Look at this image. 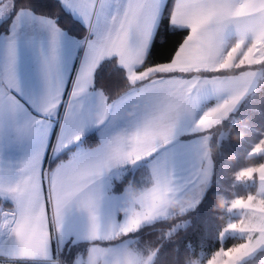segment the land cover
<instances>
[{
  "label": "snow or ice",
  "instance_id": "snow-or-ice-1",
  "mask_svg": "<svg viewBox=\"0 0 264 264\" xmlns=\"http://www.w3.org/2000/svg\"><path fill=\"white\" fill-rule=\"evenodd\" d=\"M76 2L85 15L93 7L89 0ZM155 10L156 0H130L124 15L114 20L113 27L89 46L87 63L73 93L75 97L85 92L92 71L99 61L115 55L119 58V63L129 69V81L133 85L152 78L151 86L144 91L155 101L154 114L130 137L119 138L92 155L77 158L47 177V203L52 206L55 222L61 224L66 207L76 201L89 215L93 240L100 239L97 216L99 197L93 185L103 171L113 164L134 163L151 156L157 144L169 143L179 112L188 107L192 90L201 83H210L217 91L228 90L233 93L230 99L206 112L197 126L209 129L218 124L232 110L254 75L245 71L236 78L203 82L199 79L191 82L171 79L164 82L156 80L153 74H199L202 71L247 69L264 64V0H240L239 3H234L233 0H178L172 23L188 27L189 35L173 54L170 62L148 68L143 73H136L132 71V66L142 63L141 57L149 39ZM2 11L3 8H0V12ZM229 25L236 27L241 40L225 55L222 53V34ZM249 35L252 36V43L244 49V38ZM51 72L50 62V75ZM57 96L58 92H50L48 105L44 109L46 113L58 106ZM4 108L9 111L16 110L13 97H0V109ZM72 139L79 140L80 137L76 135ZM262 151L264 142L255 149L254 154ZM25 168V177L15 186L5 189L0 184V191L11 193L18 206L17 213L2 226L10 227L18 245V254L12 258L33 260L47 256L50 240L49 219L42 189V179L45 176L40 171L39 157L29 161ZM257 173L260 195L237 199L232 208L244 211V219L239 224L228 226L232 231L247 233V242L217 252L209 264H239L258 247L264 246V165L245 169L237 178L252 180ZM203 176L206 178V171ZM172 192L166 171L162 167L157 168L154 186L146 192L132 196L137 207L132 210L126 226L120 230L121 234L127 235L137 230L142 222L163 214L172 205ZM105 239H111V236ZM101 254L105 255L104 251L99 246L94 247L88 264H97V257ZM116 264H147V261L125 254L117 259Z\"/></svg>",
  "mask_w": 264,
  "mask_h": 264
},
{
  "label": "crops",
  "instance_id": "crops-1",
  "mask_svg": "<svg viewBox=\"0 0 264 264\" xmlns=\"http://www.w3.org/2000/svg\"><path fill=\"white\" fill-rule=\"evenodd\" d=\"M122 2L124 3L121 4L119 8L113 6V13L109 14L108 12L104 14L95 35L87 31L88 36L84 39L68 35L65 31L59 29L57 25L51 27L50 24L55 23L54 20L39 17L30 10H22L13 16V19L7 25V30L0 35V67L1 69L3 67L7 71L10 68L16 73V78L11 83L8 82L10 76L7 74V84L5 83V85L9 87V90H6L0 76V84L2 85L0 97H13L16 103L15 111H9L6 108L0 109V134L11 141L15 159L14 164L15 167H17V174L14 175L13 178L14 186L25 177V166L28 162L37 156L39 157L40 171L45 176V178L42 179V189L43 199L46 204V215L49 219L50 240L48 244V253L45 258L33 259L35 262L29 261V263L38 264V260L45 259L53 261L52 264H58L54 261L56 257L54 254L55 241L60 244L62 243L63 247H66L70 241H95L91 239V221L89 215L76 201L71 202L66 207L62 223L58 225L55 222L52 206L47 203V177L50 176V173L54 174L58 168L77 158L92 155L106 148L119 138L130 137L132 134L129 133V129H131L130 131L134 134L143 127L150 112L152 111L154 114L155 101L144 91L151 86V81L141 87H132L125 95L116 101H109L104 93L94 87L93 80L95 70L100 62L107 57L99 61L93 69L86 91L79 96H73L74 91L77 89L78 78L87 63L89 46L113 27L114 20H118L124 15L130 0H123ZM164 5L165 2L163 7L155 13L149 39L142 53V63L132 66V71L134 72L135 69L142 66L147 56ZM0 8H3V11L0 12L1 25L12 17L14 12L13 3L7 0L4 5L0 3ZM70 12L72 13V11ZM47 25L52 28L50 31L52 34L47 32ZM56 32H58L57 35ZM50 62L52 63L51 75L49 74ZM33 67H36V71L34 75H32V78L34 76L36 79L33 80L34 82H32L31 73L29 71V69ZM43 71L45 73H42ZM226 78L235 77H197L201 82ZM261 78H258L257 74L254 79L253 77L252 79L250 78L246 90L240 97L241 103L238 108L245 103L248 97L255 91L257 87L256 83L259 80L261 82ZM171 79H180L188 82L192 81L191 78L183 77L157 78L156 80L167 82ZM197 87V90L194 91L193 89L191 92L192 94H190V101H192V103L189 105H192V107L188 105L187 108L196 110V112L192 110L191 114L193 119L198 120L200 117L199 115L204 109L216 103L215 100L202 102L203 98H200V96L203 97L201 93L204 91L201 89L203 88L206 90V88H210L214 92H216V90L210 83H202V87L201 84ZM51 91L58 92V96L56 97V99H58V106L51 112L46 113L44 109L48 105ZM226 95L230 96L228 91ZM199 101L202 103L199 104ZM105 108H107L106 112ZM193 112H195V114H193ZM234 112L235 111L227 118ZM92 133L98 134L100 137L101 144L98 148H88L84 145V138ZM76 135H79V140L72 139V137ZM179 140L181 139L179 138ZM69 149H73L70 152L69 159L58 163L54 169L47 173L46 164L48 156L52 153L53 157L56 155L59 156ZM144 159L145 157L134 163L124 162L113 164L106 168L94 182L93 187L99 197L97 206L98 224L100 225L99 240H109L105 239V237L108 236H111V239H113L116 236L123 235L120 229L124 226L120 228V225H124V216L121 215L126 214L124 211L127 207L132 205L135 206L132 201V196L138 195L132 193L131 186L122 193L112 194L110 192V179L115 178L114 180L118 181V177H122L125 168L131 167L132 169L137 167L139 162ZM152 175L153 171L150 170L149 176L151 179H153ZM144 187L146 188V186ZM144 191L145 190L141 189L139 194ZM2 197L3 199H9L6 195L5 197L2 195ZM12 201L15 202L12 211L6 209L0 212V248L7 242L8 235L12 233L8 232V230H4L2 225H4L7 220H10L12 215L18 211L16 201L14 199ZM172 203H174V200H172ZM170 208H175V205L169 206L168 209ZM128 213L130 212L126 214L128 216L126 223L130 218ZM173 214H175V212ZM11 245L14 247L17 246L16 243H11ZM94 246L108 247L111 250L114 249L124 252L121 258L125 254L135 256L133 252L139 254L134 248L133 241L130 248L125 245V242L108 246L92 244L89 248ZM14 247L13 249L18 252V248ZM14 260L15 259L9 256H6V258L1 256L0 264H20L14 263Z\"/></svg>",
  "mask_w": 264,
  "mask_h": 264
},
{
  "label": "trees",
  "instance_id": "trees-1",
  "mask_svg": "<svg viewBox=\"0 0 264 264\" xmlns=\"http://www.w3.org/2000/svg\"><path fill=\"white\" fill-rule=\"evenodd\" d=\"M10 1L13 3L14 12L12 17L0 26V35L7 30V25L11 22L13 16L22 10H30L39 17L54 20L58 27L68 35L76 36L79 39L86 37L87 29L73 17L61 0ZM175 4L176 0L166 1L147 56L142 66L135 69V72H143L148 68L170 62L173 54L189 35L190 30L188 28H179L172 24ZM260 66L262 64L258 67ZM247 69H250V67ZM239 73V70L233 69L231 71H202L199 74L155 73L153 75L156 79L190 78L193 76L214 78L231 77ZM151 80L152 78H149L133 85L129 81L128 69L119 63L117 57L111 56L99 64L94 74L93 83L94 87L104 93L109 101H116L132 87H141ZM224 125H226L224 128L226 131L225 136L220 140V135H217L210 142L209 152L214 162L213 183L196 206V209L184 214L175 212L172 216L157 221L155 224L146 226L139 231L116 236L113 239L83 241V243L79 242L75 245H73V241H70L67 249L65 246L62 247L61 258L71 262L76 255L74 250L79 246H83V252H87L92 244L115 245L124 243L130 238L133 241L134 248L140 255L144 256L157 252L153 264H193L202 255L205 258L216 253L222 247L229 250L245 241V238L237 235L226 234L224 239L222 237L229 224L240 218L234 216L232 208L234 201L241 198L246 199L248 196L257 193L255 184H247V182L237 177L241 171L249 167L258 168L264 165V154L256 157L249 156L257 145L264 142L263 83H260L246 102L238 108L230 123L219 124L216 127L220 128L215 130L214 127L212 132L218 134L219 130L223 128L221 126ZM100 144L98 134L92 133L84 138V145L88 148H95ZM72 150L69 149L63 154L53 157L52 160H50L51 156H48L47 166H49V171L54 169L58 163L67 161ZM151 158L142 160L137 167L132 169L131 167L125 168V172L122 177H118V181L111 178L110 192L119 194L131 186L133 193L139 194L141 189L145 188L144 186L149 185L151 178L148 163ZM111 183H114L115 187H112ZM0 208L2 210L13 209L14 204L0 197ZM183 222L188 223L186 227L173 233L170 232L174 229V226ZM64 248L66 249L65 252ZM241 264H264V250Z\"/></svg>",
  "mask_w": 264,
  "mask_h": 264
},
{
  "label": "rangeland",
  "instance_id": "rangeland-1",
  "mask_svg": "<svg viewBox=\"0 0 264 264\" xmlns=\"http://www.w3.org/2000/svg\"><path fill=\"white\" fill-rule=\"evenodd\" d=\"M6 1L7 0H5V1L0 0V3H2V5H4L6 3ZM61 1L63 2V5L65 6V8L72 11L73 17L75 19H77L78 21H80L82 23V25L86 27L87 31L89 33H93V35H95V33L98 31L104 14L108 13V12H109V14L113 13V6H116L117 8H119L120 5L124 3V2H122L123 0H89V2L93 3V7L89 10L88 14L85 15V13L83 11H81V9L77 6L76 0H61ZM166 1L167 0H156L155 13L157 11H159L160 8L163 7L164 2L166 4ZM177 2H178V0H176V4H177ZM233 2L239 3L240 0H233ZM176 4H175V7H176ZM45 19H47V18H45ZM50 25H51V27H54L57 24L51 23ZM173 25L178 26L179 28H188L186 26H181V25H177V24H173ZM57 27H58V25H57ZM46 29H47V32L49 34H52V32H50L52 28L48 27V25H47ZM156 30H157V28H156ZM88 32L86 33V37L88 36ZM57 34H58V32H56V35ZM240 40H241V35L238 32V30L236 29V27L234 25L227 26L225 28L223 34H222V53L226 55L227 52L232 47H234L235 44L238 43ZM251 43H252V36L251 35L244 38V45H243L244 49H246L248 46H250ZM258 66L259 65L251 66L250 69H237L240 71V73L237 74L236 76H231V77L236 78L245 71L252 72V73H254V75L252 76L253 79L256 76V74H257L258 78H261V76H262V78H261L262 81L260 82V80H259L256 83V85L258 87L259 86L258 84H260V83L264 84V64H262V66H260V67H258ZM29 71L31 73V78H32V75H34V73L36 71V67L29 69ZM229 71H231V70H229ZM95 72H96V70H95ZM143 72H139V73H143ZM42 73H45V72L43 71ZM7 74H9V76L12 77V78L9 77V79H8V82L11 83L16 78L15 71L10 69V68L7 71L3 67H2V69L0 67V76H1V79H2V82L4 83V85H5V83L7 84ZM197 77L198 76H193L190 78H191V80H194V79H197ZM252 77H251V79H252ZM33 80H36L34 76L32 78V82H34ZM51 80H54V79H51ZM69 81H70V79H69ZM1 86L2 85L0 84V91H2ZM201 87H202V83H201ZM5 88H6V90H9V87L6 85H5ZM197 88L198 87L194 88V91H196ZM201 90L204 91L203 93H201L203 95V97L200 96V98H203L202 102H208L210 100H215L216 103L213 106L204 109V111H202V113L199 115L200 117L198 120L193 119L192 114H191L192 110H194L196 112L195 109H190V108L182 109L179 112V114H178V116L174 122V131H173L172 137L170 139V142L167 144H157L155 152H153V154L151 156L145 157V159H149L150 157H152L148 163V166H149V169L153 171V175H152L153 179H151L149 185L148 186L146 185V188L143 189V190H145L144 192L150 190L154 186L155 170L157 168H160V167L164 168V170L166 171L168 178L170 180L171 187L173 189L171 199L174 200V203H172L171 206L175 205V208L166 209L163 214L158 215L151 220H147V221L142 222L141 225L139 226V228L135 231H132V232L139 231L140 229H142L146 226L155 224L158 220L159 221L164 220V219L172 216V214L174 212L184 214V213H187L193 209H196V206L198 205V203H200L202 197L204 196L206 191L209 189V187L213 183L212 180H213V176H214V162H213V159H212L210 152H209V145H210V142L213 140V137H217V135L218 136L220 135V140H221L225 136L226 131L224 130V128L226 125L221 126L223 128L219 130L220 132H218V134H215L212 132L213 128L215 127L214 129L216 130L217 128H220V127H216L217 125L224 124V123H226V124L230 123L233 115L238 110V106L241 103V101L239 99L237 101V103L234 105V107L232 108V110L229 113H227V115L222 120H220V122L218 124L212 125L209 129H202V128L198 127L197 125H198L199 120L203 117V115L206 112H208V111L216 108L220 104H222L225 100L230 99V97L233 95V93L231 91H228V90H224V91H217L216 90V92H217L216 93L210 88H206V90H204L202 88ZM227 91L229 92L230 96L226 95ZM202 102L199 101L198 103L201 104ZM191 103H192V101H189V104H191ZM189 107H192V105H189ZM152 108H154V107H152ZM202 110H203V108H202ZM233 111H235V112L229 118H227ZM195 112H193V114H195ZM152 115H153V113L151 111L150 115H148V118H150ZM130 130L131 129L128 130L129 133L133 135V133ZM209 131H211L212 133H210ZM192 136H195V137L191 138ZM196 136H198V137H196ZM179 138L181 140H179ZM12 145H13V143H12ZM258 146L259 145H257L254 148V150L251 151L249 156L256 157V156L264 154V151H262L258 154H254L255 149ZM98 147H95V148H98ZM51 157L53 159V153L51 154ZM14 161H15V159H14V153H13L12 146H11V141L8 138H5L4 136H2L0 134V184L4 185L5 189L14 186V179L13 178H14V175L17 174V167H15ZM250 168L251 167H249L247 169H250ZM46 171H47V173H49V168H48L47 164H46ZM205 171L207 173L206 178H204V176H203V172H205ZM51 174L52 173H50V175ZM243 181L247 182V184H251V185L255 184V187L257 189V193L255 195L256 196L260 195V191H259L260 190V181H259L258 173L253 177L252 180L243 179ZM111 186L115 187V184L111 183ZM132 193H133V189H132ZM2 195L4 197H5V195L8 196L9 199H5V200L9 201L10 203L12 202L13 204L15 203L14 201H12L13 199L15 200V198H11V197H13L11 195V193L9 195V193L6 190L0 191V197H2ZM127 200L131 201L129 199H127ZM136 207H137L136 205L135 206L132 205L130 207H127L126 209L125 208H123V209H125L124 212H126V214H127V212H130V213H128V215L131 216L132 210L135 209ZM13 209H10V210L12 211ZM181 209H183V211H181ZM233 210H234V216L240 217V218L236 219L237 221H232L229 225L235 224V223L239 224L240 221L242 219H244V215H245L244 211H242L240 209H233ZM0 212H2L1 208H0ZM126 214L121 215V216H124V221H123L124 225L121 224L120 228L123 226L125 227L127 224L126 220H127L128 216ZM121 216H120V218H121ZM187 224H188L187 222H183L181 224L178 223L176 226H174V229H172L170 232L173 233V232L179 230L180 228H184L187 226ZM3 229L8 230V232H11L10 227H4ZM226 234L237 235L239 237L245 238L246 240L240 244H243V243L247 242V240H248V234L247 233H240L237 231H232L229 228H227L226 232L224 233V235L222 237L223 239L225 238ZM79 242L83 243L81 241H73L72 243H73V245H75V244H78ZM11 243L12 244L16 243V239L12 233H10V235H8L7 242H5L4 245L0 248V257L3 256L6 258V256H9L12 258L16 254H18V252H16L13 249L14 246L11 245ZM131 244H132V239H130V238L127 241H125V245H127L128 248H130ZM16 245H17V243H16ZM69 245L70 244L68 243V245L66 246V249ZM62 247H63L62 243L60 244L57 241H55V243H54L55 253L54 254L56 257L54 258V261H56L58 264H88V258L91 254V250L95 246L88 248L87 252H83V250H84L83 246H79L78 248H76L74 250L76 255L71 262H68L67 259H65V258H61L60 252L63 251ZM14 248H18V245L15 246ZM100 248L104 251L105 255L101 254L97 257V264H116L117 259L121 258L122 253H124V252H120L119 250H114V249L111 250L108 247H100ZM66 249L64 248V252ZM221 250L226 251L228 249H225L224 247H222L219 251H221ZM263 250H264V246L258 247L254 252L249 254L247 257L243 258L239 262V264L245 262L246 260L253 258L254 256L258 255L259 252H261ZM219 251H217V252H219ZM133 253H135L134 257H136L140 261H147V264H153L154 260L157 257V252H153L149 255H144V256L139 255L136 252H133ZM216 253H214L210 256H206L205 258L202 255V256H200L199 259L194 261L193 264H209V261L211 260V258L213 256H215ZM149 257H150V259H149ZM221 259H225V258H221ZM69 260H71V259H69ZM29 261H34V260L15 259L14 263L33 264V263H29ZM52 263H53V261H50V260H45V259L38 260V264H52Z\"/></svg>",
  "mask_w": 264,
  "mask_h": 264
},
{
  "label": "clouds",
  "instance_id": "clouds-1",
  "mask_svg": "<svg viewBox=\"0 0 264 264\" xmlns=\"http://www.w3.org/2000/svg\"><path fill=\"white\" fill-rule=\"evenodd\" d=\"M181 211H183V209H181Z\"/></svg>",
  "mask_w": 264,
  "mask_h": 264
}]
</instances>
